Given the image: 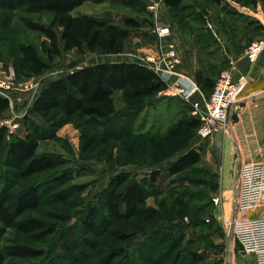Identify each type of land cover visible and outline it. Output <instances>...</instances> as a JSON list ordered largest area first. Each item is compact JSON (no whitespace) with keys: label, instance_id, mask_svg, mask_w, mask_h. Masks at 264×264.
<instances>
[{"label":"trees","instance_id":"trees-1","mask_svg":"<svg viewBox=\"0 0 264 264\" xmlns=\"http://www.w3.org/2000/svg\"><path fill=\"white\" fill-rule=\"evenodd\" d=\"M14 1L18 5H26L28 10L47 11L51 14L48 23L30 18L25 20L31 30L44 37L40 45L46 57L40 54L33 42H16L12 61L16 73L23 77L42 74L50 68L56 57L72 49L103 54L121 53L133 29L142 26L141 20L134 16L125 17L119 22L107 14H74L73 11L87 0ZM122 1L131 5L133 11L139 15L149 14L146 0ZM164 1L175 15L187 6L185 0ZM226 62L223 68L229 64L228 60ZM217 77L206 75L202 69L195 72L197 83L208 97ZM166 87L167 82L143 61H99L77 67L65 75L49 80L35 96L23 118L22 134H16L8 140L7 127H0V155L5 151L4 164L12 174V179L14 177L13 180L0 182V264H43L39 259L45 254L42 248L20 243L3 245L8 228L14 227L19 231L43 237L56 230L54 224L39 217H22L26 211L39 208L46 193H50L48 196L51 197L52 194L66 189L64 185H68L72 178V174L63 169L66 159L53 154L38 153L40 141L56 138L59 129L68 123L79 128L83 151L94 150L99 145H111L114 140L130 137L133 135V121L141 107ZM116 90H121L127 106L125 114L130 115H123L120 122L115 121ZM9 107V99L0 95V115ZM191 108L192 106L190 111ZM200 123V119L195 116H183L170 125L169 133L163 139L182 138L178 142L183 143L178 146L179 151L187 146L188 136L191 138L196 135ZM144 137L145 139L138 137L146 142L140 148L145 149L147 144L153 148L162 145L157 142L156 137ZM162 155L167 157L169 153ZM154 159L156 160L151 164L160 161L158 158ZM200 160V151L189 148L164 170L169 176H174L199 164ZM164 170L152 169L141 178L131 171H119L113 175L99 192L96 202L88 206L81 219V233H72L75 236L69 235V232L66 234L67 239L63 241L62 247L74 254L68 264H82L83 256L77 258L82 247L88 248L89 252L84 254H90L93 258V253L102 244L105 253L97 259L93 258L89 264H222L220 261H211L205 253L198 250H185V233L165 225L167 220L173 218H166V214L146 206L148 196L157 187ZM22 181H26L23 186L19 184ZM83 188L79 186V190L82 191ZM182 190L179 187L170 190L163 200L175 205L187 203ZM68 193L75 192L70 188ZM185 195H188V199L194 198L189 192ZM57 197L65 201L68 195L61 193ZM132 222H136V228L130 229L128 226ZM152 222L155 224L147 227V223ZM120 226L122 227L119 228ZM143 229L147 230L144 239L137 240V231ZM107 236L115 244H110ZM130 246L132 248L129 249ZM13 258L31 260L18 261ZM53 264L64 263L58 260Z\"/></svg>","mask_w":264,"mask_h":264},{"label":"rangeland","instance_id":"rangeland-1","mask_svg":"<svg viewBox=\"0 0 264 264\" xmlns=\"http://www.w3.org/2000/svg\"><path fill=\"white\" fill-rule=\"evenodd\" d=\"M160 1L165 2L164 0ZM185 4H187L186 8L180 10L176 15L168 6L166 13H163L160 7L154 13L147 8L149 14L139 15V13L133 11L131 5L127 4L126 1L102 0L96 2L87 0L86 3L84 2L83 5L77 7L73 13H91L99 16L107 14L119 22H122L128 16H134L141 20L142 26L133 29L125 51L116 54H103L90 50L79 52L72 49L56 57L51 62L50 68L42 74L23 77L16 73L12 61L16 42L20 40L33 42L40 54L46 57L40 45L44 37L37 31L31 30L25 24V20L30 18L48 23L51 14L47 11L28 10L26 5H18L14 0L1 1L0 75L7 74L10 66L14 68L16 73V86L13 93H11L13 100L10 102L9 109L0 115V127H7L8 140L16 134L23 133V118L28 113L35 96L49 80L65 75L77 67L99 61L123 60L129 56L132 57L131 59L140 60L135 53L144 55L153 52L151 49L141 50L142 53H140L139 49L144 45H152L157 52L161 47V40L154 33V28L158 22L166 23L170 21L174 26V37L181 35L187 45H190V41L196 38L204 45L202 47L207 52L210 45L213 47L224 45L223 53L224 58H226V53H231L229 47L236 48V52H238V49L244 50L249 43L248 39H252L253 35L249 36L245 29L241 28V26H244L242 25L243 22H239V20L244 21L245 18L249 17L245 13V11H248L247 8L257 9L260 5L264 11V0H222L221 3H214L211 0H185ZM243 17L245 18L243 19ZM251 21L254 22L253 18H251ZM143 35L146 36V39L141 42ZM135 37L140 38V40H136ZM180 46L181 44L178 46L180 57H182L180 66L183 67L187 65L188 59L185 58L184 52L188 53L189 50L184 44L183 52V48ZM226 60H223L220 64L217 63V68L212 67L211 69L219 73L226 65ZM21 84H27L29 87L24 88ZM114 97L117 107L115 121L120 122L121 117L126 115L127 106L121 90H116ZM190 106L185 105L179 98L158 93L148 99L139 110L133 121L132 136L122 140H114L111 145H99L90 151L82 150L80 130L73 123L61 127L56 138L41 140L38 153L53 154L66 159L63 169L68 170L72 174V178L68 181V185H64L66 189L52 194L51 197L48 196L50 193H46L43 196L42 205L37 209L26 211L22 217H39L54 224L56 230L51 235L43 237L39 234L22 232L10 227L6 230L3 245L20 243L42 248L45 254L39 259L43 264H53L58 260L68 264L74 254L65 251L62 247L63 241L67 239L66 234L69 232V235L75 236L81 233V219L88 206L96 202L99 192L108 184L113 175L119 171H131L141 178L152 169L162 168L164 170L180 154L189 148H195L201 153L199 164L174 176H169L168 172L164 170L157 187L148 196L146 206L166 214V218H173L167 220L165 225L168 228L185 233L183 242L185 250H198L205 253L211 261L215 260L220 261L222 264H228L229 240L227 230L233 208L232 196L236 183V171H232L230 174H222L219 166L203 163L201 148L196 143L204 138L198 134V130L194 137H187V146L179 151L178 149L183 143L178 144V142L182 138L170 139L168 137L167 140L163 139V136L169 133L171 124L183 116H193L190 113ZM145 135L146 139L156 137L157 142H161L162 145L153 148L147 144L145 149L140 148L146 142L138 137L142 136L145 139ZM167 147H169V150H167ZM174 150H177V152H174ZM166 153H169V156L162 155H166ZM140 154L144 155L143 158ZM4 158L5 151L0 155V182L2 183L14 179V177L12 179V174L4 164ZM154 158H158L160 161L151 164L156 160ZM25 182L22 181L19 184L23 186ZM79 186L84 187L82 191L79 190ZM178 187L183 189L182 194L187 203L175 205L165 199L163 200L170 190ZM67 188H72L75 193L69 194ZM186 192H189L194 198L188 199V195L184 196ZM61 193L65 196L68 195L65 201H61L57 197ZM255 213L253 211L252 214ZM135 224L136 222H132L128 227L130 229L136 228ZM153 224L155 222L147 223V227L153 226ZM146 231L145 229L137 231V240H143ZM72 233H75V235H72ZM72 238L70 241H72ZM106 238L110 244H115L111 237L107 236ZM240 251L239 246L236 245L233 264H254L251 256L243 255ZM88 252V248L82 247L80 249L77 258L83 256L82 264H89L93 261V258L97 259L100 255H103L105 253L104 245L102 244L93 253V258L90 254H84ZM13 259L18 261L31 260L30 258Z\"/></svg>","mask_w":264,"mask_h":264},{"label":"built area","instance_id":"built-area-1","mask_svg":"<svg viewBox=\"0 0 264 264\" xmlns=\"http://www.w3.org/2000/svg\"><path fill=\"white\" fill-rule=\"evenodd\" d=\"M160 3V0H147V8L154 13L160 8ZM257 18L263 25V32L251 40L244 50L245 56L251 61H255L264 50V16ZM154 33L161 40L160 49L157 52L135 55L167 82V87L159 94L179 98L192 106L191 114L201 122L198 134L202 138L227 131L238 107V92L248 80L247 74L235 78V60L230 59L228 66L218 75L210 96L202 101L198 94L203 91L197 81L188 75L176 73L181 57L176 43L170 39L171 24L158 22ZM15 79L16 73L11 66L7 74L0 75V95L10 102L13 100L11 93L16 86ZM21 86L29 87L27 84ZM232 205L227 235L233 227L235 246L238 245L240 250L251 255L255 264H264V160L241 163L236 174ZM253 211L256 213L252 214Z\"/></svg>","mask_w":264,"mask_h":264},{"label":"crops","instance_id":"crops-1","mask_svg":"<svg viewBox=\"0 0 264 264\" xmlns=\"http://www.w3.org/2000/svg\"><path fill=\"white\" fill-rule=\"evenodd\" d=\"M160 2V7L162 8L163 13H166L168 11L167 5L165 4V2ZM247 10L248 11H245V13L249 17H243V19L245 18L244 21L239 20V22H243L242 25L244 26H241V28H244L249 36L253 35L252 39H248V42H250L251 40L259 37L263 32L262 23L257 18V16L263 17L264 11L260 5H258L257 9L248 7ZM251 18H253L254 22L251 21ZM166 23H169L172 26V23L170 21ZM145 37L146 36L143 37L141 42L145 41ZM170 38L173 39V41L176 43L177 48L181 44L183 52L184 44L185 47H188L189 50L188 53H186V51L184 52L185 58H188L186 63L187 65L183 67L182 65L180 66V63L182 61L181 59L180 63L176 66L177 74H185L196 80L195 72L202 69L206 75L216 78L219 73L217 71H213V69L211 68H217V63L220 64L225 59H227L228 62L230 59H234V77L238 78L241 74H247L248 77L247 82L242 85L238 92V107L235 109V114L232 117V122L229 129L227 131L216 132L212 136L201 139L200 142L196 143L198 144L197 146L201 148L203 154V163H206L207 165L219 166L222 174H230L232 171H236L235 174H237L238 168L241 163L247 161H263L264 94L256 97L253 96L264 92V50L260 53L259 57L255 61H251L245 56V49H238V52H236V48L229 47L231 53L227 52L226 58H224V45H217V47H213L212 45H210L208 52L202 47L204 45H202L196 38L190 41V45H187L186 41L182 38L181 35H177L176 37H174V26H172V35L170 36ZM128 39L126 40L125 48L126 46H128ZM135 39L140 40V38L137 37H135ZM148 46L149 45H144L141 49H139V52L142 53L143 50L151 49L153 52H156V48H153L152 45H150L149 47ZM232 51H234L235 53H232ZM131 58L129 56L125 60H134ZM249 97L253 98L248 99ZM198 98L204 101V99L207 98V95L203 92L202 94H198ZM251 258L253 259L252 256Z\"/></svg>","mask_w":264,"mask_h":264},{"label":"water","instance_id":"water-1","mask_svg":"<svg viewBox=\"0 0 264 264\" xmlns=\"http://www.w3.org/2000/svg\"><path fill=\"white\" fill-rule=\"evenodd\" d=\"M262 94H264V92H261V93L255 95V96H253V97H256V96H259V95H262ZM253 97H249L248 99L253 98ZM241 102H242V100H241ZM227 237H228V240H229V251H228L229 254H228L227 261H228V264H233L234 250H235V242H234V237H233V227L230 228V232L227 235ZM240 252L243 255L247 254L246 251H244V250H241Z\"/></svg>","mask_w":264,"mask_h":264}]
</instances>
